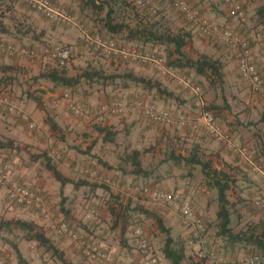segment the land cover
Returning <instances> with one entry per match:
<instances>
[{"label":"rangeland","instance_id":"rangeland-1","mask_svg":"<svg viewBox=\"0 0 264 264\" xmlns=\"http://www.w3.org/2000/svg\"><path fill=\"white\" fill-rule=\"evenodd\" d=\"M56 1L65 6L72 13L76 19L75 23L61 24L52 22L22 4L16 3L13 5V2L9 0L8 4H3V2L0 1V13L4 14L7 24L13 30V33L8 35L0 33V38L18 45L27 46L43 44L80 45L84 30H89L92 34H100L105 37L109 36L106 31L102 29L103 25L101 21V19L105 17L106 11L100 13L95 12L91 6L88 7L86 5L88 0ZM96 1L101 3L103 0ZM153 1L158 9L154 11L148 9L144 10L156 15L154 21H160L170 26L173 30L184 28L187 31H191L193 37L196 38L185 48V52L189 57L197 59L202 52L200 48H196V40L201 44L206 43L208 39L202 36L197 28L193 24H190L184 15L172 6L175 0ZM189 1L203 16L207 17L206 13H204L205 10L200 7L202 1ZM217 1L225 4V0ZM239 1L244 6L246 12L245 18L235 20L234 18L226 17L225 19L234 21L235 25L240 27L242 32L239 34L250 42L256 59L259 58V61L257 60L259 65L264 67V31L262 27L258 25L257 18V10L264 5V0ZM45 22L48 24L46 31L51 29L55 31V29L60 28L61 31L69 33V38L64 41H57L49 38L43 40V35H41L39 39H35V37L40 35V32L43 31V25H47ZM212 43L216 50L209 51V55L213 57L216 54L221 55L224 63L225 61L234 62L236 60L233 52L220 41L209 40L208 44L212 45ZM218 45L221 48L218 47ZM146 49L149 50V48ZM168 51L169 50H166V48L165 50H158L167 60L169 59ZM212 51L213 53L214 51L217 52H215L214 55L211 54ZM5 58L26 60L28 63L31 60L0 54V77L4 75L5 67L10 66V63L4 60ZM32 61L34 60L30 62ZM34 62H40L37 68L33 67L31 65L32 63L14 64L12 67H14V69L16 67L17 71L13 70L7 75L15 77L17 83L7 87H0V95L9 93L15 99L17 105L21 109L26 110L32 116L33 120L42 126V128H44L43 118H39L43 110L46 113L44 119L48 116L52 117L55 121H57V118H59V120L63 118V126L59 131H54V134L50 128H44V130L40 132H34L30 130L28 125L18 116L6 114L4 111L0 110V121L2 122V124H0V139L5 143L9 140L14 141V150L10 148L0 149V163L8 161L13 164L14 168L17 167V165L21 168H28L29 173L33 175L34 181H43L47 190L45 191L43 187L41 189L48 194L53 212L57 213L62 211L66 219L77 220L80 224L79 227L88 234L90 229H88L81 218L83 216L85 217L90 209L97 208L101 212V216L105 217V221L109 226V228L104 231L109 234V237L113 234V231L116 230L115 228L119 222L120 230L126 229L129 233L132 232V228L137 222H142L146 226L152 248L159 258L158 264H173L163 253L166 236L158 229L155 220L145 217L144 214L139 211H133V209L144 207L148 211H152L163 217L167 227H170L172 223L164 212L171 209L174 212L176 211L180 217L179 208L176 206L159 204L151 198L139 194L130 196L126 192L122 193L121 189L128 186H149L169 191H180L194 204L199 216L204 219L207 229V246L210 250L214 251L217 256L214 260L200 259L197 256V250L200 244L193 237V234L190 233V230L187 229L189 232L187 231L188 233H186L185 236L172 231V235L177 242L182 240L185 242V264H240L246 257L256 254L252 247L246 246L243 243L231 245L225 237L218 235L220 228L217 216L219 210L217 190L210 186L208 178L203 174L200 167H193L185 161L177 162L171 155L189 157L192 151L198 147L202 159L211 164L212 170L226 173L234 179H237V182L229 192L230 201L235 204L231 209L233 211L237 209L232 216V227L235 233L241 231L247 225L259 222L264 218V211L254 209L252 205L253 197L262 193L261 190L258 189L257 183L259 179L264 182L263 174L252 172L249 164L242 161L240 157L232 153L224 144L207 135L201 127L192 128L186 126L182 128H168L148 121L139 113H134L127 117L105 114L95 122L87 123L71 112L65 100V95L70 94L78 103L96 108L112 99L121 97L120 91L124 89L120 87V82L107 79H103V82H99L98 80L95 82H88L83 78L75 89H63L59 95L47 97L43 92V90L49 89L47 81L43 79L37 80V78L43 71V65H45V69L48 67H55L57 64L50 60ZM66 67L70 76H81L86 71H94V69L99 68L104 69V74L106 76L117 75L126 71H135L137 67L153 69L152 67L139 64L114 61L112 58L103 56L100 52L96 51V49L88 47L79 48L78 54L71 58ZM154 70L155 69L151 72L154 74L153 79L158 81L159 79H163L165 82L172 80L170 77L161 74L158 70H155L156 72ZM188 73H191L190 75L194 83L203 88L209 107H211V105L213 106V103L217 99L225 104L223 95L228 87L227 83H225L222 88H211L208 83L194 80L192 72ZM143 75L144 74H142V76ZM43 86L45 88H43ZM137 87L140 86H132L128 89L132 90ZM165 88L170 90L167 87ZM178 88H175V91H173L177 97L175 100L178 101H175L176 103H173V105L170 104L169 108L172 109L171 107L177 104L178 109L175 108V110H173L177 113H187L189 115L196 113L195 106H192V108L191 106H187L186 109H181L183 108L182 106L179 107V104L188 102L189 99L194 103V98L190 90L186 92ZM246 88L248 89V87ZM26 93H32L40 97L42 106L40 107L36 101L29 99ZM130 95L132 98V95L136 94L132 93ZM189 96L191 98L187 99ZM133 98L138 97L134 96ZM157 98L158 97L155 96L153 100L157 101ZM27 99L28 103L25 105L24 103ZM87 99L91 101H87ZM231 103H233L230 104L233 111L239 110V105H237L236 102L231 101ZM165 106L167 107L168 104H165ZM263 114L264 108L259 112V118L254 116V119L250 117V120H252V122L258 121L257 123L260 124L264 121ZM108 118H111L110 122ZM127 119H129L130 122H127ZM220 123L222 124L221 121ZM9 126H14V129L18 128L20 130L19 132L11 134L10 132L13 130L9 132L6 131ZM224 128L229 131L233 135L235 141H237V137H235L233 131L229 130L230 128L226 126ZM100 129H104L103 132ZM107 134L114 139L112 142L104 140ZM32 138H36L35 142H33ZM20 139L22 140L20 141ZM61 139H64V142H61ZM43 140L45 143H49L46 148H43ZM36 141L40 145L36 144ZM237 142L248 146L253 151L256 162L260 164L264 170V149L259 146L258 151L253 145L241 143V141ZM61 143L66 144V146H62ZM35 146L37 150H34ZM67 147H69V149H67ZM136 148L146 151L145 154H143L142 160L143 166L151 172V175L147 178L133 175L131 173L132 166L123 163L121 159V156L125 153L131 152ZM71 150L74 151L75 155L80 156L81 160L70 159L68 154ZM57 153L62 155V160L56 161L53 158ZM45 154H48L57 166L62 164L63 161L66 163L68 162L67 173L72 176L71 178L77 183L88 182L89 184L81 185L79 186L80 189L78 188L77 190H75L72 184H68L61 188V183L55 180L52 173L46 168L45 159H43ZM101 154L106 156L105 160L101 157ZM26 160L28 161L26 162ZM104 163H106V165ZM85 168H92L99 171L104 177L117 183L119 188H103L101 187L102 184L98 183L97 180L85 178L82 174ZM93 185L96 186L94 187ZM114 196H118L119 199H114ZM52 197H54V199ZM241 199H244L245 203L241 202ZM121 201L132 210L131 219L126 225L119 219L116 223L109 217L106 218V213L109 210V207H107L108 203L117 206L116 209H119L118 205ZM3 210L4 208L0 204V220H8ZM237 216L240 217L238 218ZM16 219L18 218H14V220ZM113 219H115V216H113ZM23 220L33 221L30 219ZM170 228L174 230L173 225ZM41 229L44 230L42 227ZM116 235L118 236V234ZM49 236L52 242L55 243L57 247L59 246L61 250L60 246L62 244L57 243L53 235L49 234ZM100 237H102V235H100ZM121 239L119 241L120 244L123 243ZM125 239L126 238H124V240ZM115 240H117V237ZM68 242L69 241L66 240L64 243ZM18 251L22 253V256L29 264H63L58 257L54 256L52 252L46 250L37 242L26 240L24 232L15 228L11 231L8 229L0 230V252L5 256L8 264H12L13 262L14 264H20L18 262ZM85 261H88V259ZM143 263L151 264L147 259H145Z\"/></svg>","mask_w":264,"mask_h":264},{"label":"built area","instance_id":"built-area-1","mask_svg":"<svg viewBox=\"0 0 264 264\" xmlns=\"http://www.w3.org/2000/svg\"><path fill=\"white\" fill-rule=\"evenodd\" d=\"M18 1L49 21L61 24L75 23L76 19L72 13L65 6L53 0ZM133 1L141 9L151 11L158 9L153 0ZM173 4L187 21L197 28L202 36L208 40L220 41L233 52L237 60L239 74L249 90L254 93L264 91V69L257 67L255 54L250 42L245 37L230 28L214 24L210 19L203 16L189 0H175ZM225 4L228 7L230 17L234 19L245 18L246 12L239 0H225ZM83 47L94 48L103 56L123 63L152 67L161 74L170 77L184 89L190 90L194 98L196 113L190 115L187 113H174L147 99L129 97L115 98L94 108L82 105L73 99L70 94H66L65 100L68 107L76 117L87 123H93L105 114L127 117L134 113H139L148 121L168 128L201 127L207 135L224 144L232 153L249 164L252 172L264 174L263 167L256 162L253 151L248 146L235 141L233 135L223 127L215 113L209 108L203 88L195 84L184 70L169 66L168 60L158 50L124 45L103 35L92 34L89 30L83 31L80 45L30 47L0 39V54L2 55L28 58L34 61L50 60L62 66H67L71 58L78 54L79 48ZM0 110L18 116L34 132L44 130L26 110L21 109L17 105L15 99L9 93L0 95ZM53 158L59 161L62 160V155L57 153ZM14 169L11 162L0 163V187L11 204L31 210L42 219L48 220L51 230L68 240L76 252L91 262L97 264H136L134 256L129 251L123 250L120 253H113L97 243L93 238L81 235L69 224L63 215L52 211L49 202L40 190L15 179L13 176ZM82 174L85 178L97 180L98 183L107 185L110 188H119L117 183L104 177L95 169L85 168ZM121 190L122 193L126 192L130 196L139 194L151 198L159 204L178 207L182 224L190 230V233L193 234V237L200 244L197 256L200 259L209 260L217 258L214 251L207 246V229L203 218L199 216L194 204L186 198L183 192L149 186H128L123 187ZM252 200L258 209L264 211L263 193L255 195ZM87 219L100 224L102 227L105 226L106 229L109 228L97 208L90 209ZM133 237L136 247L145 259L151 264H158L159 258L152 248L146 226L142 222H137L133 226ZM0 264H8L1 255ZM240 264H264V257L259 254H252L243 259Z\"/></svg>","mask_w":264,"mask_h":264},{"label":"trees","instance_id":"trees-1","mask_svg":"<svg viewBox=\"0 0 264 264\" xmlns=\"http://www.w3.org/2000/svg\"><path fill=\"white\" fill-rule=\"evenodd\" d=\"M0 1L3 2V4H8V0ZM9 1L13 2V5L16 3L22 4L18 0ZM53 1L58 3L56 0ZM86 5L88 7L91 6V8H93V10L97 13L106 11L105 17L101 19V21L103 25L102 29L106 31L107 35H109L107 38L114 39L124 45H136L142 49H146L151 46H163L166 48V50H169V66L177 67L182 70L194 69L197 75L206 79L209 87L211 88H222L225 84L226 63L208 54H200L197 59L189 57L186 54L185 48L193 39V33L191 31H187L184 28L173 30L170 26H167L160 21H154L156 15H153L144 9L138 8L133 0H103L101 3H98L96 0H88ZM24 6L28 7L26 5ZM172 6L174 7V4ZM257 18L258 25L261 26L262 30L264 31V5L258 8ZM0 33H13V30L6 22L3 13H0ZM41 35L42 34L38 35L35 37V39H39ZM27 46L38 47L42 45ZM174 56L176 57L173 59ZM257 67L260 69L258 63ZM10 70L11 66L5 67L4 75L0 77V87H7L17 83L15 77L7 75L9 72H12ZM185 72L190 77V74L187 71ZM83 78L88 82H95L96 80L103 82L106 79L113 80L115 82L119 81L120 87L123 89H128L132 86H140L151 93L154 92L155 96L157 97L162 96L165 99L177 98L173 91L166 89L158 80L137 75L133 71H126L117 75L106 76L104 74V69L99 68L94 69V71H86L81 76H70L66 66L57 64L55 67L45 68L40 73L37 80H48L52 82L55 87L75 89ZM26 95L29 99L36 101L40 107L42 106V100L40 97L33 95L32 93H26ZM151 102L157 104L155 100H152ZM209 108L215 113V110L218 107L211 105ZM167 109L173 111L170 108ZM173 112L177 113L175 111ZM5 113L10 114L7 112ZM45 122L49 125L52 131L59 130L57 122L52 117L48 116L45 119ZM100 130L103 132L104 129ZM109 134L105 135L104 140L112 142L114 139L111 138ZM2 148H10L11 150H14V141L9 140L7 143H5L0 139V149ZM145 152V150L136 148L131 152L125 153L123 156H121V159L123 163L132 166L131 173L133 175L147 178L151 175V172L143 166L142 157ZM171 156L177 162L185 161L187 164H190L193 167H200L203 174L208 178L210 186L217 190L219 205L217 216L219 219L220 228L218 235L225 237L231 245L243 243L246 246L252 247L256 254L264 256V218L259 222H254L247 225L237 233H235L233 230L232 216L237 209L235 211L231 209L235 204L231 203L229 192L232 190L233 185L237 182V179H234L232 176L226 173H220L212 170L211 164L205 162L204 159H202L198 147L192 151L189 157H184L181 155L175 156L174 154ZM44 159L46 167L52 173L53 178L60 182L63 187L68 184H74L75 187L79 188L81 185L89 184L88 182L77 183L73 179L65 176L58 166L53 162V160L48 156V154L44 155ZM104 164L106 165V163ZM93 186L95 187L96 185ZM101 187L109 189V187L104 184H102ZM0 189L2 188L0 187ZM115 198L119 199L118 196H114V199ZM241 202H244V199H241ZM252 205L254 209H258L253 203ZM118 206L119 209H116L117 206H114L113 204L110 205L109 203L110 214L115 216L116 223L119 219L123 221V224L126 225V223H128L131 219L132 210L128 205L124 204L123 201H121ZM258 210L263 211L262 209ZM133 211H139L144 214L145 217L155 220L156 224L158 225V229L166 236L165 246L163 249L165 256L170 259L173 264H185V242L183 240L177 242L174 239L172 235V229L167 227L163 217L152 211H148L144 207H140L139 209L134 208ZM237 217L239 218L240 216ZM13 228L24 232L26 240L30 242L35 241L46 250L52 252L54 256L58 257V259L63 264H74L73 262L66 259L64 252L52 242L50 237L46 235L45 231L42 230L41 227L35 222L22 219L0 220V230L8 229L11 231ZM0 255L5 259L3 253L0 252ZM18 258L20 264H29V262L24 259L20 253L18 254Z\"/></svg>","mask_w":264,"mask_h":264},{"label":"crops","instance_id":"crops-1","mask_svg":"<svg viewBox=\"0 0 264 264\" xmlns=\"http://www.w3.org/2000/svg\"><path fill=\"white\" fill-rule=\"evenodd\" d=\"M200 1H202L200 7H202V9L205 10L204 13H206L207 18L210 19L214 24L230 28L237 33L242 32V30H240V27H237L235 25L234 21H229L228 19L227 20L225 19L226 17L232 18V17H230V15L228 13V7L226 4H222V2L217 1V0H200ZM235 20H237V19H235ZM46 28H48V24L43 25V31L40 32L43 35V40L49 38V39H55L57 41H64V40L68 39L70 36L69 33H65L64 31H61L60 28L55 29V31L53 29L46 31ZM195 38L193 37L192 41H194ZM0 39H2V38H0ZM208 43H209V40H207L206 43H201V44L199 43L198 40H196L195 46H196V48H200L202 54H208L209 55V51L216 50V49H214L213 43H212V45L211 44L209 45ZM218 47H220V46L218 45ZM149 49H155V50L160 51V50H165V47L158 45V46H151V47H149ZM215 52H217V51H214V53L212 51L211 54L215 55ZM175 57L176 56H174L173 59ZM214 57L220 59L222 62L224 61L223 57L221 58V55H219V54H216ZM20 58L22 59V57H20ZM4 60H6L7 62L10 63V66H11L10 71H13V70L17 71L16 67H15V69H14V67H12L14 64H20V63L27 64L28 63L26 60H15V59H11V58H7V59L5 58ZM257 60L259 61V58L256 59V61ZM30 61L28 64L32 63L31 65L35 68H37L40 64V62H34V61L30 62ZM114 61H117V60H114ZM258 61H257V63H258ZM225 63H226L225 83H227L228 87L224 91V95H223V97L225 99V101H224L225 104L220 102L219 99H217L213 103L214 106L218 107L215 110L216 116H217L218 120H220L222 122L224 127L226 126L227 128H230L229 130L233 131L235 137H237V141H241V143H248L250 145H253L254 148H256V150H258V151H259V146H260V148L264 149V145H263L264 144V121L262 123L258 124L257 123L258 121L252 122V120H250V117L252 119H254V116H257L259 118V112L264 108V91L260 92V93H254V92H251V90L246 88L247 86L244 84V82H243V80L239 74L238 68H237V60H235L234 62L233 61H228V62L225 61ZM258 65H259V63H258ZM43 66L45 67V65H43ZM44 67H43V70H44ZM259 67H260V69L264 68V67H261L260 65H259ZM152 70L153 69H151V68L137 67L136 70L133 72H135L137 75L142 76V74H144L143 75L144 77L149 76L148 78H153L154 74L151 73ZM184 70L187 72H192L193 73L192 76L194 77V80H196L197 82L200 81L203 83L204 82L207 83L206 79L202 76L197 75L194 69H184ZM190 77H191V75H190ZM236 77H237V79H236ZM45 81H47V85L49 86L48 87L49 89L43 90V92L47 95V97L57 96L60 94V92H62L63 89H65L63 87H55V85L48 80H45ZM159 82L162 83L163 86L169 88L172 91H175V88L179 87L183 91L187 92V90H185L181 85H179L178 83H176L172 80L171 81L168 80L167 82H165V80L159 79ZM43 88H45V87L43 86ZM120 93H121V95H120L121 97L131 98L130 94L133 93L136 95H132V98L134 96H136L138 98L147 99L149 101H152L153 98H155L154 92L151 93V92H149V91H147L141 87L133 88L132 90H129V89L125 90L124 89V90H121ZM188 98H191V97L189 96V97H187V99ZM156 100L158 101V102L156 101V103L158 105L163 106L165 108H169L170 104L173 105V103H176L175 101H178L175 99L174 100H172V99L166 100L162 96L158 97ZM87 101H91V100L87 99ZM231 101L236 102L237 105H239V110L233 111L232 107L230 106V104H233V103H231ZM27 103H28V99H27V101H25L24 104L27 105ZM165 104H168V106L166 107ZM174 105H176V106L171 107L172 110H175V108L178 107L177 104H174ZM181 106L183 107L181 109H186L187 106H191V108H192V106H194V103H193V101H190V99H189L188 102H182L181 104H179V107H181ZM45 114L46 113L43 110V113L40 115L39 119L43 118L44 128L49 129L50 127L48 124H46L45 119H44ZM254 114H256V115H254ZM263 116H264V114H263ZM110 120H111V118L109 119V122H110ZM126 121L130 122L129 119H127ZM56 122H57V124L59 126V130H60V128H62V126H63V118L60 120H59V118H57ZM0 124H2L1 121H0ZM254 127H256V128H254ZM10 130H13L10 133L14 134L15 132H19L20 129H18V128L14 129V126H9V128L6 129V131L9 132ZM52 133L54 134V131H52ZM21 140L22 139H20V141ZM32 140H33V142H35L36 138H32ZM61 142H64V139H61ZM36 144H39V143L36 141ZM48 145H49V143L48 142L45 143V141L43 140V148H46ZM61 145L66 146V144H62V143H61ZM67 149H69V147H67ZM34 150H37L36 146H35ZM101 151H103V150H101ZM68 156L70 159H73V160H81V157L75 155L74 151H72V150L69 151ZM101 157L104 158V160L106 159V156H104L103 154H101ZM43 159H44V156H43ZM27 161L28 160H26V162ZM67 163L63 161L62 164H59L58 168L61 170V172L65 176L71 178L72 176L67 173V171H68V167H67L68 164ZM110 171H112V170H110ZM13 176L15 179L19 180L20 182L25 183L26 185L33 187V188L36 187L35 189L40 190L50 204V199L48 197V194L45 192L47 190V187H45V184L43 183V181H40V180L34 181L33 175H32V173H29L28 168H25V167L21 168L20 166L17 165V167H15V169L13 171ZM261 181L262 180L259 179V182L257 183L258 189L261 190V192L264 194V182L263 181L261 182ZM72 185H74V184H72ZM37 186H39V187H37ZM42 187L44 188L45 191H43V189H41ZM61 188H63V186H61ZM74 188H75V190L78 189V187H75V186H74ZM52 198L54 199V197H52ZM0 204L4 208L3 213H5L6 218L8 220H14V218H18V219H22V220L23 219H30V220H33V222H35L37 225L41 226L46 231L48 236H49V234L53 235L55 240H57V243L62 244L60 247H61V250L64 252L67 260L73 262L74 264H91V263L97 264V263L91 262L89 260L85 261L86 258H82L83 256H81L78 252H76L72 248V246L70 245V242L64 243L66 240L64 238L60 237L55 231L50 229V227H49L50 222L48 220L46 221V220L42 219L35 212H33L31 210L24 209L22 207H18L16 205L11 204L9 202V200L6 198V195L2 189H0ZM110 205H111V203H110ZM107 207H109V203H108ZM57 213L63 215L66 218V216L64 215V213H62V211H59ZM109 213H110V211L108 210L106 213V216H107L106 218L109 217L112 221L116 222V218L113 219V216ZM164 214L167 216V218H169L170 222L174 226V230H172V231H174L175 233H178L182 236H185V234L189 232L187 230V228L182 224L181 219H180L178 213H176V211L174 212L173 210L170 209V210H166V212H164ZM87 215L85 217L83 216L81 219H83L84 224L87 225L88 229H90L88 234H87V232L83 231L79 227L80 224L77 220H71L68 218L66 220L81 235L93 238L97 243H99L101 246L105 247L107 250H109L113 253H120L123 250L129 251V253L132 256H134V258L136 260V264H144L143 262L145 260V257L141 254V252L138 250V248L135 245V241H134V237H133V228H132V232H130L131 234L126 229L120 230L121 228H119V225H120V222H119L115 228L116 230L113 231V234L109 237V234L104 232V231H106L105 226L102 227V226H100V224L88 220ZM104 219H105V217H104ZM172 225H170V227H172ZM118 228H119V230H118ZM92 232H94V233H92ZM116 234H118V236ZM100 235H102V237H100ZM115 235L117 237V240H115L116 239ZM124 238H126V239L124 240ZM185 238H187V237H185ZM120 239L123 242L121 244L119 242ZM58 248H59V246H58ZM1 252H3V251H1ZM19 253L22 255V253L20 251H18V254ZM18 262H19V258H18ZM12 264H14V262Z\"/></svg>","mask_w":264,"mask_h":264}]
</instances>
